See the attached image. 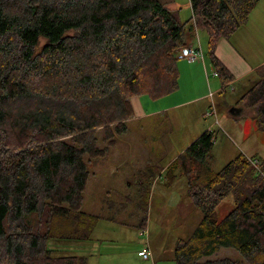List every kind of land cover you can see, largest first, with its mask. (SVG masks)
<instances>
[{
	"label": "trees",
	"instance_id": "16d2710c",
	"mask_svg": "<svg viewBox=\"0 0 264 264\" xmlns=\"http://www.w3.org/2000/svg\"><path fill=\"white\" fill-rule=\"evenodd\" d=\"M189 2L183 22L160 0H0V264H87L53 254L47 241L91 236L99 216L81 209L89 166L127 132L131 97L178 90L187 24L207 33L219 94L231 84L214 50L259 0ZM252 74L237 103L264 130V65ZM213 145L211 130L202 131L163 171L166 185L177 171L185 178L186 196L202 213L177 239L173 264H244L212 257L221 248L264 264V160L239 153L214 172ZM228 195L234 208L218 220L215 208Z\"/></svg>",
	"mask_w": 264,
	"mask_h": 264
},
{
	"label": "rangeland",
	"instance_id": "374dc122",
	"mask_svg": "<svg viewBox=\"0 0 264 264\" xmlns=\"http://www.w3.org/2000/svg\"><path fill=\"white\" fill-rule=\"evenodd\" d=\"M160 1L169 9H176L181 20L190 18V0ZM198 33L202 41L203 32L198 30ZM43 42L40 39V45ZM202 49L206 51V46L202 45ZM254 80L255 76L251 74L241 84L231 85L233 90L228 86L224 93H216L207 100L186 102L179 109L140 119L138 129L134 122L128 132L120 135L122 140L114 153L96 159L89 166L91 171H95L99 167L97 160L102 161L101 175H106V161L119 162L129 148L144 150L139 161H127L112 178H103L102 185L95 184L93 174L90 176L81 209L99 216L91 236L80 241L50 239L47 247L55 255L76 254L85 257L87 264H173L177 239L187 238L201 220L202 213L186 196L185 178L177 171L174 183L166 185L163 171L168 162L175 159L204 130H211L213 135L214 145L209 163L214 172L221 171L239 153L255 163L262 162L264 130L255 127L253 110L245 108L242 114H231L232 109L239 105V96ZM189 92L190 89L181 90L160 102L146 95L140 97L158 101L153 107L145 106V110H159L160 103L162 106L166 104L162 101L173 97H177V102L188 100ZM125 141H129V144L131 141L133 146H128ZM99 145L102 147V144ZM159 172L160 184L164 186H159ZM99 175L94 178L98 182L102 179ZM110 181H116L118 185L110 186ZM127 183L131 185L127 186ZM233 208V197L228 195L215 208L216 218L221 220ZM140 225L144 227L140 228ZM143 249L150 253L148 259L140 256ZM216 256L242 259L246 264L231 249L221 248L212 257Z\"/></svg>",
	"mask_w": 264,
	"mask_h": 264
},
{
	"label": "crops",
	"instance_id": "0c3cea01",
	"mask_svg": "<svg viewBox=\"0 0 264 264\" xmlns=\"http://www.w3.org/2000/svg\"><path fill=\"white\" fill-rule=\"evenodd\" d=\"M202 32L203 34L201 35V39H203V44L200 40L198 30H195L192 25L187 24L185 30V44L192 45L193 47L200 46L201 49L202 45L206 46V51H203L202 49L204 54L203 61L191 62L187 59L179 58L177 61L179 88L176 92L160 98L159 102L168 96H172L177 92H181V90L187 89H190L189 99L177 102V97H173L167 101H162L166 102V104L162 106L160 103L159 110H154L153 108L152 110H145V106L153 107L158 101H148L147 99H144L140 96L131 97L130 101L133 108V115L127 121V132L134 122L138 125V129L140 127V119L152 118L157 115L158 112L160 114L161 112L173 111L185 106L182 104L186 102H198L204 99L207 100L210 97H213L216 93L219 94L222 85L207 52V33L205 31ZM214 54L233 75V80L229 87H231L233 84H241V81H246L248 76H250L256 68L264 65V0H259L257 5L251 11L247 22L243 24L235 33H233L227 39H219L216 44ZM231 88L233 90V87ZM235 110H238V112L235 114L231 113L232 115L242 114L245 108L238 105L236 106ZM197 136H195V138ZM121 140V136H118L117 144L110 149L108 154H110V152L114 153L115 150H117ZM128 142L129 141H125V144L128 146H133L131 141L130 144ZM127 151L128 152L123 156V158H125H121V160L117 163L106 161V175H101L103 167L100 164H103V162L97 160V162H99V167L96 168L95 171H91V175L93 174V181H95V184L99 183L102 185L103 178H112L117 173L118 168L123 166V164L127 161H139L144 150L138 148H129ZM142 159H147V157ZM98 175L102 177L101 181L99 182L98 180L94 179ZM160 176L161 172H159V184L162 182L160 180ZM132 184L134 186L136 185L134 183ZM109 185L115 186L118 185V183L116 181H110ZM126 185L130 186L131 184L127 183ZM159 186L164 185L160 184Z\"/></svg>",
	"mask_w": 264,
	"mask_h": 264
},
{
	"label": "built area",
	"instance_id": "2783aa9c",
	"mask_svg": "<svg viewBox=\"0 0 264 264\" xmlns=\"http://www.w3.org/2000/svg\"><path fill=\"white\" fill-rule=\"evenodd\" d=\"M177 54L179 58H184L191 62L192 61H203V58H204V54L200 46L193 47L192 45H187V44L181 47L178 50ZM140 256H142L144 259H148L150 256V253L146 249H143L141 251Z\"/></svg>",
	"mask_w": 264,
	"mask_h": 264
},
{
	"label": "water",
	"instance_id": "95a60500",
	"mask_svg": "<svg viewBox=\"0 0 264 264\" xmlns=\"http://www.w3.org/2000/svg\"><path fill=\"white\" fill-rule=\"evenodd\" d=\"M235 109H236V108L232 109V112H231V113H233V114L237 113L238 110H235Z\"/></svg>",
	"mask_w": 264,
	"mask_h": 264
}]
</instances>
